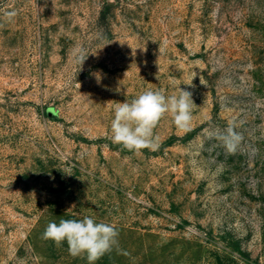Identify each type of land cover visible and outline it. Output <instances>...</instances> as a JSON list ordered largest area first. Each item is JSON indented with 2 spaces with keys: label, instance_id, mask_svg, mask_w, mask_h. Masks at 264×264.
Returning a JSON list of instances; mask_svg holds the SVG:
<instances>
[{
  "label": "rangeland",
  "instance_id": "rangeland-1",
  "mask_svg": "<svg viewBox=\"0 0 264 264\" xmlns=\"http://www.w3.org/2000/svg\"><path fill=\"white\" fill-rule=\"evenodd\" d=\"M180 88L188 130L112 142ZM85 216L119 232L95 264H264V0H0V264H88L43 238Z\"/></svg>",
  "mask_w": 264,
  "mask_h": 264
},
{
  "label": "clouds",
  "instance_id": "clouds-1",
  "mask_svg": "<svg viewBox=\"0 0 264 264\" xmlns=\"http://www.w3.org/2000/svg\"><path fill=\"white\" fill-rule=\"evenodd\" d=\"M80 51L78 62L85 61ZM193 100L191 93L180 88L179 95L166 96L163 90H146L131 102L118 103L111 122V139L128 151L139 154L142 149H155L158 137L154 129L159 121L170 114L179 130H188L192 119ZM239 134L232 125L222 134V140L229 151L234 150L233 141ZM119 232L111 223L98 222L85 216L80 220L61 219L59 223H49L43 238L57 245L66 242L68 252L73 257L86 255L88 264H95L105 254L118 249Z\"/></svg>",
  "mask_w": 264,
  "mask_h": 264
}]
</instances>
